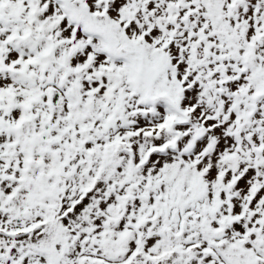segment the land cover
I'll return each instance as SVG.
<instances>
[{
	"label": "snow or ice",
	"instance_id": "obj_1",
	"mask_svg": "<svg viewBox=\"0 0 264 264\" xmlns=\"http://www.w3.org/2000/svg\"><path fill=\"white\" fill-rule=\"evenodd\" d=\"M0 264H264V0H0Z\"/></svg>",
	"mask_w": 264,
	"mask_h": 264
}]
</instances>
